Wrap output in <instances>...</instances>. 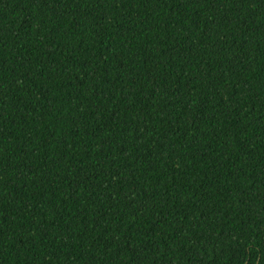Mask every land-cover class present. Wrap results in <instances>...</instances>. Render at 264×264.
Masks as SVG:
<instances>
[{
  "label": "trees",
  "instance_id": "obj_1",
  "mask_svg": "<svg viewBox=\"0 0 264 264\" xmlns=\"http://www.w3.org/2000/svg\"><path fill=\"white\" fill-rule=\"evenodd\" d=\"M0 264H264V0H0Z\"/></svg>",
  "mask_w": 264,
  "mask_h": 264
}]
</instances>
